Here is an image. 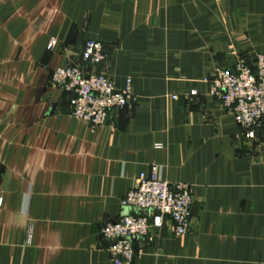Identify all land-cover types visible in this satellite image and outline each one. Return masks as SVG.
Returning a JSON list of instances; mask_svg holds the SVG:
<instances>
[{"label": "crops", "instance_id": "obj_1", "mask_svg": "<svg viewBox=\"0 0 264 264\" xmlns=\"http://www.w3.org/2000/svg\"><path fill=\"white\" fill-rule=\"evenodd\" d=\"M86 39L107 52L95 71L131 78L95 128L51 82ZM261 52L264 0H0V264H113L100 228L144 213L120 200L152 165L190 186L192 228L166 220L131 264H264V126L244 138L209 94Z\"/></svg>", "mask_w": 264, "mask_h": 264}, {"label": "built area", "instance_id": "obj_2", "mask_svg": "<svg viewBox=\"0 0 264 264\" xmlns=\"http://www.w3.org/2000/svg\"><path fill=\"white\" fill-rule=\"evenodd\" d=\"M106 56L100 41L86 39L80 65L59 66L51 73L54 86L73 93L69 99L71 115L89 123L91 128L103 124L111 109L128 106L132 98L131 78L126 79L123 88H117L106 73L93 69ZM209 94L232 113L244 138H255L264 126V52L256 55L253 64L239 60L233 70L215 69ZM158 171L152 165L149 173L140 172L120 200L122 206L144 213L122 214L100 228V234L109 241L113 264H131L135 254L133 242L161 228L166 220L175 235L186 234L192 228L194 199L190 186L184 182L168 183L159 177Z\"/></svg>", "mask_w": 264, "mask_h": 264}]
</instances>
